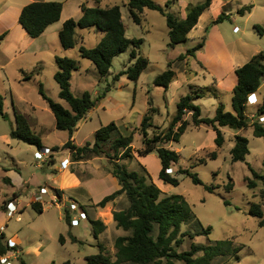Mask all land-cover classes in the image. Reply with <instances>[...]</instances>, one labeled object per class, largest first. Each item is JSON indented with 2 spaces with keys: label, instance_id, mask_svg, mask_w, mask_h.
<instances>
[{
  "label": "rangeland",
  "instance_id": "obj_1",
  "mask_svg": "<svg viewBox=\"0 0 264 264\" xmlns=\"http://www.w3.org/2000/svg\"><path fill=\"white\" fill-rule=\"evenodd\" d=\"M4 1L6 0H0V3ZM30 1L8 0L0 10V36L8 34V38L0 45V97L3 99L4 111L9 115L7 121L0 116V223L4 220V226H7V243H13L17 247L9 261L11 264H87L88 257L100 253L99 243L105 246L108 255L115 261L116 238L128 236L130 233L116 227L112 214L114 210L128 207L127 197H118L113 211L107 207H90L91 199L85 187L79 190L78 195H73L80 203L74 209L71 204L62 207L52 202L51 198L55 195L51 190L55 187L53 179L58 178L65 158L71 160L70 170L74 167L83 179L107 176L111 166L106 158L92 159V163L83 166L72 164L74 161L70 151L62 149L70 135L56 128L55 117L39 93L40 84L48 97L69 108L60 99L59 85L54 79L58 71L56 58L68 57L77 60L79 70L73 72L71 79L73 94L81 97L88 91L94 98L103 94L106 96L79 123L73 136L75 144L80 147L94 144L97 131L103 126L115 123L123 134L134 133L133 147L136 151L143 148V136L139 129L151 107L150 102L157 110L154 114V127L149 130L150 137L169 128L181 98L186 95L201 96L195 99L194 104L201 108L203 118H213L220 105L225 107L226 112L234 113L232 99L237 85L234 66L246 61L248 63L252 57L264 52V34L259 31V28L264 30V0H214L211 9L200 18L199 25L192 31L189 40L175 48L169 46L166 17L158 11L146 9L141 17L142 24L138 25L130 13L128 0H33L63 3V17L68 20L80 19L83 5L102 8L119 6L127 27V37L144 40L141 54L150 62L137 82L127 76L115 81L117 75L134 65L130 51L114 59L110 74L105 78L99 75L90 60L80 57L81 46L93 48L104 37V33L94 28L78 29L79 37L73 49L65 50L58 39L59 45L54 40L45 51L36 54L24 51L15 57L19 47L26 49L30 42V37L23 34L25 31L19 23L20 11ZM152 1L164 8L169 4V11L181 19L187 17L192 6L203 2ZM246 6H253L251 12L244 16L239 15L238 11ZM223 12L230 15L231 19L212 25ZM204 36L205 46L197 52L196 58L178 60L179 56L201 42ZM38 45L36 43L35 46ZM235 53L242 55L235 58ZM170 63L176 77L169 89L165 90L156 86L154 81L169 69ZM260 94V98L256 95L257 105L249 104L247 109L250 125L257 122L258 108L264 98V79ZM16 113L31 117L32 130L42 140L43 151L10 137L11 130L16 126ZM185 119L190 125L181 140L166 145L180 155L179 163L173 166V175L180 181L178 187L165 185L159 179L158 169L161 162L156 153L150 155L145 163H142L138 155L136 160L124 163L129 170L139 171L141 174L144 172L139 164L144 166L152 182L165 195H182L186 198L196 221L184 226L183 232L200 230L198 222L204 228H212L210 236L202 235L194 239L186 237L180 252L189 251L193 243L210 245L230 240L233 248L243 249L237 255L217 258L212 264H264V228L260 227L259 220L250 213L252 203L260 204L264 210V181L255 180L250 171L251 167L264 176V139L255 137L252 127L240 132L249 140L250 154L246 162L233 163L230 152L234 146L233 136L237 131L224 128L226 144L219 150L217 160H210L208 155L216 150L213 129L205 125L196 127L191 114ZM261 124L264 126V122ZM56 147L60 148L57 152ZM37 152H47V157L38 159ZM52 156L55 157L54 163L50 160ZM204 158L207 162L201 164L200 160ZM179 169H188L198 174L203 185L194 184L188 175L177 174ZM248 178L257 182L255 189L248 188ZM230 180L234 183V189L226 192L225 187ZM98 181L104 193H112L114 187L107 179ZM207 186H215L217 189L211 193L206 190ZM41 187H47L49 193L42 196L45 210L39 214L33 208L35 202L32 201ZM15 196L20 202L19 213L11 217L4 209L9 201L15 202ZM225 201H229L231 205H225ZM21 206L27 207L24 213L20 212ZM82 206L87 207L88 215ZM66 210L71 215L72 225L66 221ZM88 218L101 220L107 225L98 240L94 237ZM70 234L79 242L73 243ZM61 236L66 239L64 245L60 243Z\"/></svg>",
  "mask_w": 264,
  "mask_h": 264
},
{
  "label": "trees",
  "instance_id": "obj_2",
  "mask_svg": "<svg viewBox=\"0 0 264 264\" xmlns=\"http://www.w3.org/2000/svg\"><path fill=\"white\" fill-rule=\"evenodd\" d=\"M214 0H203V2L190 8L186 18H179L169 11L170 5L164 8L152 0H128V7L133 20L136 24H142V14L146 9L158 11L166 17L169 29L171 48L185 43L189 40L190 33L198 26L200 18L211 9ZM82 17L79 20H67L59 33V39L65 50L75 48L77 45L78 29L94 28L102 33L104 37L93 48L81 46L79 48L80 57L90 60L96 67L102 78L109 76L115 58L123 53L130 51L132 67L115 77L119 81L120 77L127 76L130 80L137 82L144 71L149 67V60L142 56L141 47L144 40L139 38L130 39L127 37V27L123 22L121 8L113 7H88L83 5ZM253 6H246L238 11L244 16L251 12ZM64 4L61 2L35 1L25 6L20 14L19 23L32 39L40 38L46 30L61 20ZM231 19L230 15L223 12L211 24L218 25ZM208 28L206 29L207 33ZM263 35L264 30L259 28ZM7 33L0 36V45L7 37ZM206 37L186 54L179 56V61L196 58L197 52L204 48ZM264 52L255 55L250 62L236 70L238 83L233 92L232 105L234 113L226 112L225 107L220 105L213 118H203L201 108L194 104L195 99L200 95H186L181 98L177 113L171 121L169 128L159 134L150 137L149 130L154 127V114L157 112L152 107L145 114L141 128L143 136V148L134 150V133L125 135L115 123L101 127L95 137L94 144H87L79 147L73 140L74 133L78 129L79 123L97 106L98 102L105 98L106 94L94 98L92 93L86 91L81 97H76L71 89V79L73 72L79 70V62L68 57H57L56 63L58 71L54 76L59 85V97L65 101L69 108L55 102L44 91L40 84L39 93L51 109L55 120L56 128L60 131L68 132L70 139L62 146L63 150H68L75 163L88 161L97 157H104L109 160L110 173L118 180L120 190L106 196L97 207L105 208L109 203L118 197L126 195L129 205L125 209L117 210L113 213L116 227L125 232L128 236H120L115 240L116 260L108 255L103 244L99 243L100 253L87 258V264H212L220 257L237 255L243 247L233 248L230 240L215 242L210 245L193 243L189 251L180 252L179 249L184 244L186 237L194 239L206 235L210 236L212 228H204L200 222V230L182 231L186 225L195 223L196 216L186 198L182 195L167 196L152 182L144 166L139 164L144 172L129 170L124 162H132L139 158H145L156 153L161 162L159 179L165 185L178 187L180 181L178 177L169 173L173 166L177 165L180 155L166 147L171 142H179L187 131L190 123L185 117L192 116V122L196 127L207 126L216 132V150L208 155V159L217 160L219 150H221L226 139L220 128H230L236 131H243L249 127L253 128V134L257 138L264 139V126L260 122L250 125L247 116L249 98L255 95L264 79ZM176 77L172 70V63L169 69L157 76L154 83L158 87L168 90ZM16 126L10 132V137L14 140L36 146L42 150V140L33 132L32 127L24 115L15 114ZM264 115V104L258 108V117ZM0 116L4 120H9V115L3 108V99L0 97ZM235 145L231 149L233 163L246 162L250 154L249 140L238 134L234 138ZM56 152L59 147L55 148ZM206 158L201 159L200 163L205 164ZM250 171L255 180L264 181V176L258 174L250 167ZM177 174L188 175L194 184L203 185L198 174L192 173L188 169H179ZM248 188L255 189L257 182L247 179ZM217 187L207 186L206 190L214 193ZM234 189V183L225 187L226 192ZM61 197L60 194H57ZM225 205L230 206L229 201ZM33 208L37 213L44 212L43 206L39 202L33 203ZM82 209L87 213L86 208ZM250 213L259 220L260 227L264 228V210L260 204L252 203ZM66 221L72 225V218L66 210ZM94 237L98 240L107 226L100 220L90 219ZM202 228V229H201ZM73 243L79 242L78 239L70 234ZM60 243L65 244L64 236L60 237ZM17 251V247L6 243V236L0 233V256ZM24 264V263H23ZM69 264V263H67Z\"/></svg>",
  "mask_w": 264,
  "mask_h": 264
},
{
  "label": "crops",
  "instance_id": "obj_3",
  "mask_svg": "<svg viewBox=\"0 0 264 264\" xmlns=\"http://www.w3.org/2000/svg\"><path fill=\"white\" fill-rule=\"evenodd\" d=\"M32 2H35V1H33V0H31L29 3H28V5L30 4V3H32ZM8 3V0H6V1H4V2H2V3H0V10H2L3 8H4V6H5V4H7ZM27 6V5H26ZM24 8V7H23ZM23 8L21 9V11L20 12H22V10H23ZM64 11V10H63ZM21 14V13H20ZM64 16V14L62 13V16H61V20L58 22V23H55L54 25H51L47 30H46V32L40 37V38H38V39H32V38H30V42H29V45H28V47H26V49L25 48H23L22 46V48H20L19 47V49L15 52V57H16V55L17 54H20L21 52H24V51H27V52H32V53H34V54H36V53H38V52H41V51H45V50H47L50 46V43L51 44H53L54 42V40L56 41V44L57 45H59L58 44V39H59V33H60V31H61V29L63 28V25H64V23L68 20V18H64L63 17ZM20 17V16H19ZM82 17V16H81ZM79 20V19H78ZM199 25V24H198ZM22 29H23V27H22ZM23 31H25L24 29H23ZM192 33V32H191ZM191 33H190V35H191ZM24 35H27V33L26 32H24L23 33ZM190 35H189V37H190ZM79 37V33L77 32V38ZM8 38V35H7V37H6V39ZM5 39V40H6ZM52 40V41H51ZM102 40V39H101ZM100 40V41H101ZM59 41H60V39H59ZM4 42V41H3ZM36 43H39V45L38 46H35L36 45ZM19 44V43H18ZM17 44V45H18ZM60 46H62V44H61V41H60ZM63 48V47H62ZM242 54H240V55H238L237 53H235V54H233V57H240ZM253 58V57H252ZM189 60H191V59H189ZM250 60V59H249ZM252 60V59H251ZM250 60V61H251ZM250 61H248V62H250ZM245 64H247V61L245 62V63H241L240 65L238 64V65H235L234 66V71H235V73H236V70L237 69H239L240 67H242V66H244ZM237 83H238V77H237ZM262 86V85H261ZM260 90H261V87H260V89H259V91L254 95L255 96V99H256V95L257 96H259V98L260 97H262V95L260 94ZM261 103V102H260ZM264 104V98H263V102L261 103V105H263ZM257 105V104H256ZM261 105H259V106H261ZM253 106V105H252ZM255 106V105H254ZM262 117H264V115L262 116ZM259 118V117H258ZM258 118H257V121H258ZM27 119H28V121H29V123H30V119H31V117H27ZM252 119V118H251ZM31 125V124H30ZM220 130H221V132L223 133L224 132V128H220ZM214 131V130H213ZM240 132H242V131H237L236 132V134L233 136L234 138H235V136L236 135H238V134H241ZM214 134H215V138H216V132L214 131ZM242 135V134H241ZM234 140V139H233ZM232 141V140H231ZM43 144V143H42ZM226 144V143H225ZM234 145H235V142H234ZM44 146V145H43ZM225 146V145H224ZM80 147V146H79ZM234 147V146H233ZM232 147V148H233ZM38 153L39 152H37L36 153V158H37V155H38ZM71 154V153H70ZM154 154V153H153ZM152 155V154H151ZM150 156V155H149ZM148 156V157H149ZM158 156V155H157ZM45 157H47V156H44L43 158H42V160L45 158ZM148 157H145V158H140L141 159V161H143L142 163H145V161L148 159ZM47 159H50V158H47ZM69 160L70 161V164L69 165H67L66 167L63 165V163H64V161L65 160ZM93 159H105V158H102V157H97V158H93ZM159 159V158H158ZM51 162L52 163H54L55 162V157L54 156H52L51 157ZM158 161V164H159V160H157ZM49 163V162H48ZM88 163H92V159L91 160H88V161H83V162H79V163H75V162H72V164H75L76 166H83V165H87ZM71 165V160L69 159V158H65L64 160H63V162H62V167H61V169H60V172H58V178H55V179H53V184H54V186L55 187H52L51 188V190L54 192L53 194H60L61 195V197H59L60 198V204H57V205H62V207H64V206H66L67 207V205L68 204H72V203H76V204H80L79 203V201L77 200V199H74L73 198V195L74 194H76V195H78V193H79V190L81 189V188H83V187H85L87 190H88V192H89V195H90V199H91V205H90V207H92V206H97L98 205V203L99 202H101L106 196H108V195H110V194H108V193H104V191L103 190H101V188H100V182L98 181L99 179H102V180H104V179H107V181H109L110 182V184L114 187V189H113V191H112V193H114L115 191H118V190H120V185H119V182H118V180L111 174V173H108L107 174V176H104V175H102V176H100V178L98 179V178H96V179H93V178H87V179H83V178H81L79 175H78V173H77V171H75L76 169L74 168V167H72V169L73 170H70V168H69V166ZM159 170H161V166H160V164H159V169H158V171ZM160 173V172H159ZM41 189H46V191H47V195H48V191H49V189L47 188V187H41ZM40 189V190H41ZM40 192V191H39ZM73 192H75V193H73ZM111 193V194H112ZM39 194V193H38ZM38 194H35V195H38ZM45 194V195H46ZM14 199H15V204H17V206L18 205H20V202H19V200L17 199V196H15L14 197ZM17 199V200H16ZM54 199V197L53 198H51V200H53ZM118 199V198H117ZM117 199L115 200V201H113L112 203H109L106 207H107V209L108 210H111V211H113L114 210V205H115V202L117 201ZM10 202V201H9ZM8 202V203H9ZM33 202H36V196H34V198H33V201H32V203ZM8 203H7V206H8ZM21 205H23V204H21ZM88 205V204H87ZM7 206L5 207V209L4 210H6L7 211ZM42 206H43V209L45 210V208H44V204H43V202H42ZM109 206V207H108ZM82 207H84V206H82ZM105 207V208H106ZM19 208V207H18ZM21 208V210H20V212L21 213H24L25 211H26V209H27V207H20ZM84 208H87V207H84ZM98 209H99V207H98ZM102 209H104V208H102ZM115 211H117V210H114V212ZM113 212V213H114ZM88 213V212H87ZM88 215V214H87ZM112 216H113V214H112ZM5 219H6V217H5ZM89 219V218H88ZM90 219H92V218H90ZM90 219H89V222H90ZM18 220H20V218H18ZM92 220H95V219H92ZM98 220V219H97ZM113 220H114V217H113ZM101 221V220H100ZM4 220H3V222L2 223H0V228H2V227H6L7 228V226H4ZM104 223V222H103ZM105 224V223H104ZM106 225V224H105ZM107 226V225H106ZM6 229H5V232L3 233L5 236H6ZM101 236V235H100ZM6 243H7V237H6ZM8 244L10 245V246H14V244L13 243H9L8 242ZM18 253V252H17ZM12 255V252L11 253H9V254H7L6 256H4V257H1L0 256V259H2V258H7V259H10V256ZM10 262V261H9Z\"/></svg>",
  "mask_w": 264,
  "mask_h": 264
},
{
  "label": "built area",
  "instance_id": "obj_4",
  "mask_svg": "<svg viewBox=\"0 0 264 264\" xmlns=\"http://www.w3.org/2000/svg\"><path fill=\"white\" fill-rule=\"evenodd\" d=\"M249 104L250 105H256L257 104V100L255 99L254 95L249 98ZM252 118H254V117H252ZM258 122L263 123L264 122V117H259L258 118ZM41 151H43V149ZM46 154H47V152H45V153L39 152L38 155H37V158L38 159H42L44 156H47ZM69 164H70V161L68 159L65 160L64 163H63V165L65 167L67 165H69ZM168 172L169 173H173V170H170ZM46 193H47L46 189H41L39 194L36 195V202L41 203L42 202V196L45 195ZM52 202L54 204H60L61 201H60V198H59V196L57 194L54 195V199L52 200ZM75 207H76V203L71 204V208L74 209ZM7 211H8V213H9V215L11 217H14L15 214L19 213L17 204H15V202H10L8 204V206H7ZM5 229H6V227L0 228V233H4ZM0 264H11V263L9 262V259L2 258V259H0Z\"/></svg>",
  "mask_w": 264,
  "mask_h": 264
}]
</instances>
